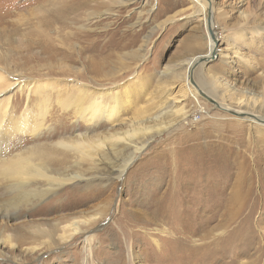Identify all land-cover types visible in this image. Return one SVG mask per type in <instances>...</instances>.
Returning a JSON list of instances; mask_svg holds the SVG:
<instances>
[{
	"label": "rangeland",
	"instance_id": "rangeland-1",
	"mask_svg": "<svg viewBox=\"0 0 264 264\" xmlns=\"http://www.w3.org/2000/svg\"><path fill=\"white\" fill-rule=\"evenodd\" d=\"M211 1L219 50L187 67L212 33L198 0H0V72L12 83L57 84L47 91V127L17 134L5 154L41 158L54 178L37 184L53 190L17 215L0 214V235L18 230L29 237L31 225L48 227L67 216L99 218L59 246L45 247L39 236L13 250L0 242V264H264V121L235 112L246 105L264 115V0ZM191 84H205L214 102L195 97ZM9 89L2 97L13 95L20 114L27 95ZM79 89L115 106L113 119L91 127L78 119ZM60 91L66 103H58ZM177 110L183 113L175 119ZM194 172L191 180L210 178L209 188L175 202L162 198ZM240 174L244 181L236 185ZM236 186L239 200L230 196ZM12 193L0 178V203ZM161 202L172 209L170 224L152 219ZM189 216L193 223L185 227ZM22 221L29 223L19 228ZM171 226L195 229L182 239L207 247L196 256L175 242L185 234ZM37 244L41 251L26 250Z\"/></svg>",
	"mask_w": 264,
	"mask_h": 264
},
{
	"label": "bare ground",
	"instance_id": "bare-ground-1",
	"mask_svg": "<svg viewBox=\"0 0 264 264\" xmlns=\"http://www.w3.org/2000/svg\"><path fill=\"white\" fill-rule=\"evenodd\" d=\"M198 1L200 3V8L203 15L202 19H204L205 21L204 23H206V26L211 28L212 33L208 38L209 46L206 49V51L203 54H199L198 56L189 58V60L186 63L187 67H191V66L195 67L197 65L196 64L197 62L198 63L201 62L200 64H203L207 58L212 57L213 55L216 54L215 51L219 50L218 36L215 31V22L213 15L214 7L211 4L212 1L210 0L211 1L210 3L209 0H198ZM87 36L89 35L87 34ZM217 55H219V52L217 53ZM89 63H90L91 71L94 72L98 71L97 61L91 59ZM1 69L3 68L0 67V70ZM4 72L5 71L0 72V97L4 96V94L10 90L9 87L12 88L14 86V88L18 87L21 91H24L28 99L25 109L20 114L16 113L17 111H15L14 106L12 105L13 95L7 94V96L5 95V97H2V99L0 100V178L2 179V181L5 180L8 181V187L13 191L12 196L7 203L4 201L0 203V214L5 218H10L11 216L17 215L15 212L17 211L20 212L22 208L25 209L28 206L37 205L39 201H41L43 198H46L49 195L47 194V191L53 190V188H41L37 184L38 181L39 182L42 181L43 184L44 183L51 184L53 182L52 178H54L50 174L49 168L46 166L45 162L41 158L39 159V161H34L32 157L33 154L32 152L25 155L22 154L15 155L14 157L11 158H6L5 154L8 152L10 141L15 139L17 134L19 133L24 134L26 132L30 133L31 131H34V134L38 135L43 130V128L47 127L45 121L50 113V109L52 106V102H51L52 94L48 93L47 91L50 90V88L52 89L53 86H56L57 84L55 85V82L54 83L51 82L50 84L49 81L44 83H39L38 81L33 82L30 80H23V78H21V80H19L16 83H12L10 80L7 79L8 77H6V74H4ZM191 85L193 86L190 92H192L195 97H197V94L201 95V92L209 94L208 90L205 87L206 86L205 84L203 85L191 84ZM79 91L81 95L75 96L78 97L77 98L78 107H81L78 110V116H77L78 119L81 118L85 120L88 126L89 124H92L94 122L96 123L98 122V120H102L104 118H107L109 120L113 119L116 111L115 106L110 107L108 105L103 104L102 100H99L95 95L96 93L94 91H91V89L85 91L83 89H79ZM62 93L63 91L62 92L60 91L59 94L57 95L58 103H64V102L66 103V101L64 100L66 99V97H63L64 95ZM36 99H38V101H36ZM33 101L36 102V107L34 109H32V104H31L33 103ZM74 103L75 102L71 101V102H67L66 105L70 106L71 104ZM244 106H245L244 109L237 111L235 110V112H237V114L239 115H243L244 119L250 120L255 124L264 121V115L259 114V112L256 111L257 109L251 110L248 106L246 105ZM219 108L222 109L223 111L231 110V108L228 105H223V104L222 105L219 104ZM201 110H202L201 111L202 114H207L204 107ZM181 113H178L177 110V114H174L175 115L174 118L178 119L179 117H181ZM142 143H140L139 145L138 144L135 145V149L138 151H142V149L145 146L144 143L143 144ZM86 146H91V145L88 144L85 145L84 147ZM130 160L131 158H129L128 162ZM122 171L123 169L120 171V175ZM194 174L195 172L190 173L187 178L191 180L193 176H196V174L195 175ZM120 175H118V178L120 177ZM67 180L71 181L72 178H69ZM190 180L184 178L182 181H179L178 183L176 182L177 184H180L179 185L180 187L179 188L176 187L177 189L172 188L174 190V192L172 191L173 193L170 192L169 194L168 191L165 192L162 198H166L167 195H170L173 200L172 202H175V200L182 198L181 196L183 195L190 194L193 190L197 189L199 186H201L202 189H205V188H209V186L212 184V180L210 178L207 180L203 179L201 181H193V180L190 181ZM243 181H244L243 174H240L239 176H237L235 184L241 185ZM235 188H238V186H236ZM220 192L225 193V190H221L218 193ZM242 195H243V191L241 190V188H238L237 190H233L232 193L230 194L233 200H239ZM161 206L163 208L157 205L156 210L153 211L152 219L162 223L168 222L170 224L168 219L170 218L169 213L172 211V209L170 210V212L167 211L166 210L167 207H164L162 202H161ZM97 219H99L97 214L91 215L90 217L85 219H80L79 217L76 218L74 216L71 217L67 216L61 218L59 221H57L55 225H53V223L52 225L48 224L49 228L46 227L45 225L37 223L36 225L35 224L31 225L32 228L27 233V236L29 237H26L21 233L19 235L17 233L18 232L17 230L14 233L9 232L6 235L4 234L0 235L1 238L0 242L5 244V246L10 247L11 250H13V249L21 248L22 246L27 244L28 243L27 238H30L31 242H35L37 240V237L39 236L40 238L41 237L44 238L42 243L45 244V247L52 243L53 246H59L66 241L75 240L77 236L80 234L85 235L90 225L97 223L96 222ZM186 220H188V222L186 225H184L185 227L193 223L191 222V216H189L188 219L186 218ZM21 223L22 224L19 225V228L22 225H25L29 222L25 223V221H22ZM10 227L12 228L14 227V229H16V224ZM171 228H173V232L176 234H182V233L185 234V237L177 236L173 238L175 239V242L177 244H181V245L184 244L183 246L184 249L189 247L196 254V256L199 253H201V250L203 248L207 247V243L201 242V244L199 245L196 244L191 245L182 239V238L189 239L191 235L195 234V229L191 228L190 230L189 228H184L185 230L184 229L181 230L176 228L177 229L176 230L174 229L175 227L173 226H171ZM170 232L172 233L171 230L169 231V233ZM205 238L206 235H204V240ZM85 239H88L87 241H89V239H91V236L86 235ZM153 239L155 243L159 241L157 238H153ZM40 246H41L40 244L33 246L27 245L26 250L30 251L32 248H35V251H37V249H40L41 251V248H39ZM87 261L88 260H85L84 264H89Z\"/></svg>",
	"mask_w": 264,
	"mask_h": 264
},
{
	"label": "water",
	"instance_id": "water-1",
	"mask_svg": "<svg viewBox=\"0 0 264 264\" xmlns=\"http://www.w3.org/2000/svg\"><path fill=\"white\" fill-rule=\"evenodd\" d=\"M201 95H203L204 97L208 98L210 101L214 102V99L209 97L208 94L201 92ZM217 104V103H216Z\"/></svg>",
	"mask_w": 264,
	"mask_h": 264
},
{
	"label": "built area",
	"instance_id": "built-area-1",
	"mask_svg": "<svg viewBox=\"0 0 264 264\" xmlns=\"http://www.w3.org/2000/svg\"><path fill=\"white\" fill-rule=\"evenodd\" d=\"M196 113H199V110H198V111H196Z\"/></svg>",
	"mask_w": 264,
	"mask_h": 264
}]
</instances>
